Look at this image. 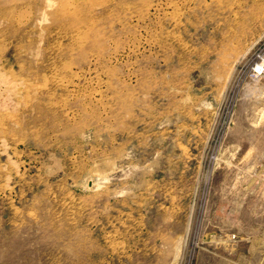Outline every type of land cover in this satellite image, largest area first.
<instances>
[{
    "label": "rangeland",
    "instance_id": "374dc122",
    "mask_svg": "<svg viewBox=\"0 0 264 264\" xmlns=\"http://www.w3.org/2000/svg\"><path fill=\"white\" fill-rule=\"evenodd\" d=\"M264 0H0V264H264Z\"/></svg>",
    "mask_w": 264,
    "mask_h": 264
},
{
    "label": "built area",
    "instance_id": "2783aa9c",
    "mask_svg": "<svg viewBox=\"0 0 264 264\" xmlns=\"http://www.w3.org/2000/svg\"><path fill=\"white\" fill-rule=\"evenodd\" d=\"M263 65H264L263 63H260V65H259V66H260V69H258V70H260V71H261V70H262V68H263Z\"/></svg>",
    "mask_w": 264,
    "mask_h": 264
}]
</instances>
